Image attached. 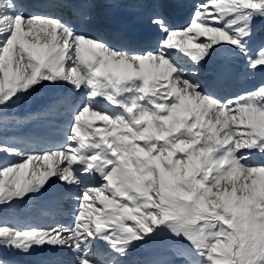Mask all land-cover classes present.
Wrapping results in <instances>:
<instances>
[{
	"label": "snow or ice",
	"instance_id": "snow-or-ice-1",
	"mask_svg": "<svg viewBox=\"0 0 264 264\" xmlns=\"http://www.w3.org/2000/svg\"><path fill=\"white\" fill-rule=\"evenodd\" d=\"M94 6L81 0L69 22L0 0V153L13 158L0 159V264L44 245L72 264H128L162 238L181 264H264V82L221 97L199 71L221 52L264 70V0H201L182 28L153 16L163 36L144 51L92 35ZM46 86L76 96L63 143L22 150L8 114ZM57 181L71 223L10 222Z\"/></svg>",
	"mask_w": 264,
	"mask_h": 264
},
{
	"label": "rangeland",
	"instance_id": "rangeland-1",
	"mask_svg": "<svg viewBox=\"0 0 264 264\" xmlns=\"http://www.w3.org/2000/svg\"><path fill=\"white\" fill-rule=\"evenodd\" d=\"M92 2L95 5L91 11V17L93 19L94 17L97 16V5L95 4V0H92ZM158 7H161L160 2H158ZM256 22L263 24L264 20H257ZM258 26H259L258 31L264 30V26H261V25H258ZM29 39H31V38H29ZM236 57H237L238 63H240L238 80L235 81V84H234V88L236 91L233 93H228L229 96H233L235 94H239V93H243L247 90H251V89L257 87L258 85H260L262 82H264V78H262V74L259 72L260 70L255 71V72L248 70L246 68V62L241 57H239V56H236ZM225 60H226L225 54L223 52H221V53H217L215 56H213V58L210 60V62L211 63L219 62L218 64H220L221 62H224ZM237 60H235L233 58L234 64L236 66H237ZM228 84H229V82H227L225 85H228ZM24 100H28V97L25 98ZM17 111L18 110H17V106H16L12 110V112H10L8 114L9 117L15 118ZM27 125H28V121L27 122L22 121V123H18V124H16L15 127H12L11 122H10L8 124V127H7V134H9V136H10V138L8 139L9 143H12V144L18 146L22 150H26V151H30V152L36 151V150L38 151L39 149H41L40 146L35 145L32 147H27V146H25V143L23 142V138L18 137L22 127L27 126ZM34 142L36 144V141H34ZM0 159L9 160V159H13V158L8 157L6 155H3L0 157ZM41 167L43 168L42 163H41ZM55 184H57V188L56 189L53 188V190H58L57 192H60L61 196H63L62 189L60 187V183L57 181ZM49 193H50V191H49ZM61 196L57 195V197H59V199L61 198ZM43 199H44V197L40 196L34 201H29L27 203L21 204L24 208V213H23L24 216H23V218H20L19 220L20 221L25 220V223L23 225H27L26 222L29 219H30L29 224H33V225H37V226H41V227L48 226V225L54 224V223H61V224L71 223V214H72V211L74 208V202H69L67 199H64V201H62L64 203H63V209H62L61 213L52 214V217H51V212H50L49 214H47V216H48L47 217L45 215L46 213L43 211L45 208L42 207V204L44 203ZM29 205L33 206L34 209L37 211V213L32 218L30 217L31 212H30L29 207H28ZM23 225H21V226H23ZM151 245H152L151 252L149 249H146L144 252H142L143 255L147 256L146 260H148V259L149 260L147 262H144V263L136 261L137 263L135 262L134 264H151L155 260H158V259H161L160 261H168V258L169 259L173 258V259H171L172 260L171 264H181V261L177 257L174 258L173 255L171 253H169L168 242L165 239L162 238L156 242H153ZM153 245H156V246H153ZM51 247H53V246H49V245L37 246V247L33 248L36 250V253H30L29 252V253H24L21 255H22V257H24L23 258L24 260L29 262V264H48L47 261L50 259V255H51V253L48 252V250H50ZM159 247H162V248L159 249ZM169 249L172 252L170 245H169ZM62 251H63V255L66 257L65 259L60 258L62 264H72V256L70 255V253L65 249H62ZM135 251L131 254V257H133V254L135 253ZM163 252H165V253H163ZM165 254H167V255H165ZM6 255H10V254H6ZM6 255L3 252L4 257H2V258L7 260ZM153 255L155 257H153V259H152ZM18 258H21V257H18ZM58 259L59 258H57V260ZM176 261H177V263H176ZM9 262H10V264H13L11 261H9ZM55 262H56L55 260H52V264H55Z\"/></svg>",
	"mask_w": 264,
	"mask_h": 264
},
{
	"label": "trees",
	"instance_id": "trees-1",
	"mask_svg": "<svg viewBox=\"0 0 264 264\" xmlns=\"http://www.w3.org/2000/svg\"><path fill=\"white\" fill-rule=\"evenodd\" d=\"M258 25H261V26H264V23L263 24H260L259 22H256L255 23V41L256 42H264V30L263 31H258L259 29V26ZM262 75H264V73H262ZM4 154H1L0 153V157L3 156ZM13 211L17 212L16 209H12ZM11 211V212H13ZM12 221L15 222V220L13 219ZM4 254H16V253H20V252H16V251H9V250H4L3 251Z\"/></svg>",
	"mask_w": 264,
	"mask_h": 264
},
{
	"label": "bare ground",
	"instance_id": "bare-ground-1",
	"mask_svg": "<svg viewBox=\"0 0 264 264\" xmlns=\"http://www.w3.org/2000/svg\"><path fill=\"white\" fill-rule=\"evenodd\" d=\"M226 55H227V57H228V59H227V66H229V68L232 70V72L234 73V70H236V68H237V66L234 64V61H233V54H230V53H226ZM230 59V60H229ZM46 87H43V89L44 90H46L45 89ZM47 96H49L50 98H51V95L50 94H47ZM30 139H33L32 137H29ZM53 187H54V184L52 185V187L51 188H49V191H50V193H51V189H53ZM49 191H48V195L50 194L49 193ZM57 194H58V192H57ZM56 249L58 250V248L56 247Z\"/></svg>",
	"mask_w": 264,
	"mask_h": 264
}]
</instances>
